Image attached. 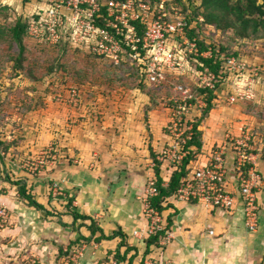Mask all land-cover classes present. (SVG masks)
Here are the masks:
<instances>
[{"label": "crops", "instance_id": "obj_1", "mask_svg": "<svg viewBox=\"0 0 264 264\" xmlns=\"http://www.w3.org/2000/svg\"><path fill=\"white\" fill-rule=\"evenodd\" d=\"M179 79L196 84L192 74ZM261 82L255 102L232 108L227 101L231 85L219 87L209 115L196 118L201 120L203 145L200 150L193 147L188 167L191 175L224 149L228 191L238 198L236 146L249 140L244 133L252 131L249 143L262 177L256 232L246 227L241 201L232 211L209 210L174 196L161 213L168 242L149 247L148 235L136 237V231L149 225L143 199L155 176V158L173 142L166 131L170 112L139 90L119 95L88 85L85 92L76 91L77 97L83 95L81 104L69 106L63 104L66 100L58 103L48 97L46 106L27 111L20 118L23 140L17 148L16 137L0 138L11 146L0 160V204L9 211V225L0 232V264H27L28 259L36 264H264V133L260 137L254 132L264 122L254 121L247 107L264 103V76ZM161 90L153 94L173 93L172 86ZM44 157L48 165L40 174L19 165L20 160ZM169 165L168 172L165 164L161 171L165 186ZM18 180L28 184L50 215L28 206L11 184ZM53 183L60 193L51 189ZM73 213L88 220H77Z\"/></svg>", "mask_w": 264, "mask_h": 264}, {"label": "built area", "instance_id": "obj_2", "mask_svg": "<svg viewBox=\"0 0 264 264\" xmlns=\"http://www.w3.org/2000/svg\"><path fill=\"white\" fill-rule=\"evenodd\" d=\"M41 1L42 6L29 18L28 37L31 40L48 47L67 43L114 66L130 57L148 85L157 89L173 87L171 97L163 104L170 112L167 129L173 142L159 155L158 160L162 163L180 167L189 155L185 144L194 137L196 118L198 115L202 117L208 109L207 95L199 94L200 90L218 92L217 84L221 79L224 85H231L227 97L230 105L252 102L256 98L254 88L260 80L257 70L245 60L213 48L201 52L198 40L188 36L194 22L180 9L173 7L168 11L167 0L155 6L143 0ZM199 21L203 23L204 19ZM215 56H220L223 63L222 78L200 61L201 58L212 60ZM186 74L196 77V84L179 79ZM74 97L77 98L76 91ZM76 103L79 104L78 99ZM249 141H239L236 146L235 165L240 175L238 198L228 191L229 172L224 149L214 153L209 166L194 170L175 197L182 202L197 203L204 209L224 211L234 210L241 201L246 227L256 232L260 218L257 193L262 177L256 171ZM52 152L50 150L49 154ZM47 165L48 160L41 158L31 173L40 174ZM248 165L252 167L245 176L242 170ZM55 190L60 193L58 184ZM158 196L153 176L143 199L144 215L149 225L145 231H136V237H152L166 230L161 213L153 206V199ZM7 217L6 206L0 204V220L6 222ZM164 241L168 242V236Z\"/></svg>", "mask_w": 264, "mask_h": 264}, {"label": "rangeland", "instance_id": "obj_3", "mask_svg": "<svg viewBox=\"0 0 264 264\" xmlns=\"http://www.w3.org/2000/svg\"><path fill=\"white\" fill-rule=\"evenodd\" d=\"M42 3L41 0H0V138L16 137L18 143H14L15 148L19 146V141L23 140L21 137L23 123L20 122V118L33 108L46 106L45 99L48 97L51 101H58V103L59 100H66L63 104L72 106L77 104L76 99L82 100L83 98V95L77 98L73 97L74 91H77L78 94L79 90L85 92L88 85L103 89L104 93L112 91L119 95L120 92H133L141 86L139 81L133 77L134 72L130 67H115L105 60L93 58L83 51L66 45L48 47L30 38H25V53L18 61L19 47L12 40L8 30L20 16L29 20L32 14L42 6ZM200 4V0H182L179 6L182 12L186 9L194 14L193 5L199 7ZM205 31L217 45L229 46L231 52H237L252 69L257 70L260 81L254 91L260 94L259 91L262 90L261 77L264 76V40L237 41L232 31L226 33L214 32L209 29ZM152 88L154 89H146V93L150 95L155 92L156 95L164 93V90H157L153 86ZM70 91L71 95H69ZM112 92L109 93L112 94ZM163 93L162 96L155 95L157 105H162L168 99L167 92L166 95ZM110 99L113 98L110 97ZM247 107L254 116V121L264 122V103L247 105ZM166 131L168 132V129ZM254 132L260 133L261 137L264 128L254 129ZM252 133L250 131L244 134L250 138L249 140H252ZM7 142H12V139ZM39 161L41 162V159ZM39 161L25 159L20 160L19 165L24 170H32ZM166 164L168 165V163ZM7 215L6 222L0 220V232L9 225L8 210ZM27 264L36 263L34 259H28Z\"/></svg>", "mask_w": 264, "mask_h": 264}, {"label": "trees", "instance_id": "obj_4", "mask_svg": "<svg viewBox=\"0 0 264 264\" xmlns=\"http://www.w3.org/2000/svg\"><path fill=\"white\" fill-rule=\"evenodd\" d=\"M29 1V0H24ZM150 2L153 6L160 4L162 0H143ZM182 0H167L166 6L168 7V11H170L173 7L180 9V3ZM200 6L193 5L194 14L191 12L189 14V10L184 9L183 13L188 16V18L192 19L194 22V28L188 31V36L191 39H197L199 42V47L201 52L208 51L210 48H213L214 51H220L221 53L227 54L228 56H236L240 58L237 52H231V48L229 46L217 45L209 36H207V32L205 30H213L214 32H233L235 39L238 41H246V40H264V0H200ZM9 9V8H8ZM203 18L204 22H200L199 19ZM29 30V20L23 17L16 18L15 24L8 30L12 40L19 47V55L18 61H20L25 53L24 40L28 37ZM2 33V32H1ZM63 45L68 46L67 43H63L57 45L55 47H61ZM69 47V46H68ZM242 59V58H241ZM201 63L204 67L209 68L215 74H217L220 78L223 77L221 75V70L223 67V63L220 60V56H215L212 60L200 59ZM217 62V64H215ZM114 66V65H113ZM118 68H126L130 67L133 70V77L139 81L141 84L140 88L137 89L141 92L146 93V89H150V85L146 83L144 78L142 77V73L140 68L133 64L132 59L130 57L127 58V61L123 62L119 66H115ZM201 70L203 68H200ZM224 85L223 80L220 79L217 84V88ZM168 94V92H167ZM199 94L207 95L208 109L203 113V116H208L212 107L213 101L216 98L215 91H205L200 90ZM166 95V94H165ZM172 94L170 93L168 98H170ZM152 96V102L157 105L155 94ZM164 104V103H163ZM201 120L196 121L195 129H194V137L191 141L185 144V149L189 151V155L185 158L183 165L180 167H174L169 165V170L171 171V177L167 186H165V179L162 176V166L166 163L160 162L157 158H155V180L157 182L159 196L153 199V206L160 213H163L166 207H164V203L168 201V199L174 197L182 183L189 177V165L193 161V147L200 150L203 145V132L200 131V122ZM10 145L7 143H0V160L3 162L4 157L2 155L3 152H8L10 149ZM3 148V150H2ZM252 165H248L246 169H243L242 172L245 176H247L248 171ZM168 172V165H167ZM9 181V180H8ZM13 186L18 188L20 197L25 200L28 206L33 207L39 211H44L47 215H50V212L46 210L44 206L37 202L35 196L32 195V190L28 189V184L23 180L14 181L11 183ZM56 183L52 184L51 189L54 191ZM74 217L78 220H88L86 216H82L76 213H73ZM167 229L164 232L159 233L156 236L149 237L147 241V245L159 247V244L167 237Z\"/></svg>", "mask_w": 264, "mask_h": 264}]
</instances>
